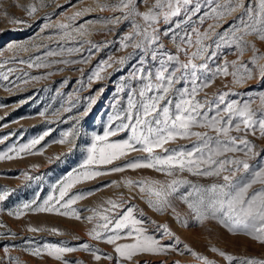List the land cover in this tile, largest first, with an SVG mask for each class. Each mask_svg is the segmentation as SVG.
I'll return each mask as SVG.
<instances>
[{
	"label": "rangeland",
	"instance_id": "rangeland-1",
	"mask_svg": "<svg viewBox=\"0 0 264 264\" xmlns=\"http://www.w3.org/2000/svg\"><path fill=\"white\" fill-rule=\"evenodd\" d=\"M136 2L138 9L143 12L155 0ZM197 2L200 8L193 14ZM116 3L118 0H0V154L8 153L14 157L0 160V192H9L8 197L0 202V264H63L62 260L49 256L47 252H42L41 256L31 254V249L43 248L45 244L77 249L64 254L68 264H123L118 261L113 245L106 243L105 239L93 240L88 235L101 222L98 219L89 222L86 217L93 215L89 210L110 199L123 200L124 205L109 215L118 217L128 207H132L136 218L144 221L147 234L157 238L167 248L165 253L159 255L142 254L134 257V264H204L198 257H207L214 264H241L244 258L264 259V244L257 240L244 234H233L216 220L197 223L191 210L177 198L189 190L187 186L181 187L178 193L170 197L175 212L168 208L160 213L148 205L146 195L141 197L137 186L129 188L124 183L126 179L167 183L173 177L150 168L125 169L119 173L110 171L134 159L146 158L147 153L132 152L111 165L88 166L106 174L73 185L64 200L55 204L60 212H64L66 209L61 205L65 201L74 195L85 194L84 199L67 209L75 210L81 219L57 212L33 210L50 196L58 197L60 188L70 174L84 171L82 165L95 135H102L109 125L116 128L120 124L121 121L115 117L123 115L132 90L138 91L143 84L139 78H132L133 72L141 66L152 72L158 67L159 55L157 60H153L150 55L152 49L146 54L142 49L123 47L124 38L132 32V19H125L121 11H112L111 6ZM32 4L36 5L38 11L29 16L27 7ZM105 4L109 7L102 10ZM212 6L214 0L211 5L208 0H193V3L186 6V11L182 9L180 15L173 17L169 23L165 24L161 20L158 28L164 48L160 53L177 55L181 61L187 62L196 48L182 43L185 34L191 35L195 41L193 29L205 32L209 31V25H216L210 31V39L205 41L209 45L205 54L209 69L214 71L222 67L225 61L229 64L235 61L238 65L247 64L254 78L237 84L232 75H217L214 83L199 92L196 98L213 101L218 94L228 93L225 103L236 101L242 105L251 101L252 108L258 110L261 108L259 97L264 94V77L259 67L251 61L254 55L264 54V41L255 35L247 36L245 39L249 45L241 55L234 45L219 40V34L238 23L237 18L241 12L217 24L206 15L211 12ZM78 12L81 15L76 16ZM201 17L204 18L203 23ZM13 18L23 23H13ZM117 19L119 22H109ZM136 20L144 23L139 17ZM59 24L69 27L60 29ZM65 31L71 34V38L64 36ZM165 31H168V35H164ZM172 36H175V40L170 38ZM127 43L131 44L132 41ZM216 43L221 44L219 49ZM252 44H255L258 52L253 50ZM181 49H187L188 54L185 55ZM49 52L55 55L49 56ZM121 58H125L123 64L118 62ZM195 62L200 64L204 60L197 59ZM37 64H47L48 67H36ZM259 64L264 65V59ZM97 71L100 79L94 78ZM232 71L229 67V73ZM205 75L201 73V79ZM4 76L8 79H3ZM90 77L93 78L90 80ZM183 87L190 88L191 85L188 81L175 85L177 89ZM171 95L175 97V91ZM90 98H94L95 103L88 110ZM175 102L173 98V104ZM194 130L207 131L204 128ZM66 133L70 135L65 136ZM232 135L242 134L233 131ZM128 136L130 132H120L110 137V141H121ZM38 139L39 143L19 155L10 151ZM61 139L65 143H58ZM247 139L255 146L254 151L258 154L250 158L249 163L253 168L264 166V138L257 132L256 135L249 134ZM195 143V138L179 139L166 147L191 149ZM157 154L165 153L157 149ZM229 155L245 158L242 152ZM241 175L247 174H238V178ZM175 178L205 186L222 182L215 177L193 176L187 172L177 173ZM260 187V184H256L252 191ZM26 203L31 208L24 209V214L19 218L9 214L15 213ZM51 203H55V200ZM182 220H187V226ZM162 225H167L174 236L164 235L163 228L158 227ZM31 228L40 231L33 232ZM125 242L130 241H118ZM84 244L90 246L88 251L83 249ZM213 248L235 259L229 262L219 252L213 251ZM93 253L100 255L101 259L97 261ZM109 255L113 257L112 260L105 258Z\"/></svg>",
	"mask_w": 264,
	"mask_h": 264
},
{
	"label": "snow or ice",
	"instance_id": "snow-or-ice-1",
	"mask_svg": "<svg viewBox=\"0 0 264 264\" xmlns=\"http://www.w3.org/2000/svg\"><path fill=\"white\" fill-rule=\"evenodd\" d=\"M140 2L145 3L146 0H140ZM191 3L193 0H155V3L143 12L138 9L136 0H118V3L111 6L112 11H121L124 13L125 19H132V32L124 38L123 47L142 49L146 54L152 49L150 55L153 60H157L159 55L158 67L155 72L146 71L143 66L133 72L132 78H139L143 84L138 91L132 90L123 115L115 117L116 120L121 121L120 124L116 128L109 125L108 130L104 131L102 135L93 137L91 146L88 148L87 159L82 165L84 171L77 172L75 175L70 174L67 182L63 183L60 188L59 196H50L43 204L37 205L33 209L34 211L57 212L65 216L72 215L77 220L81 219L75 210L67 211V209L78 200L84 199L85 194L74 195L65 201L61 205L66 209L64 212H60L55 204L64 200L73 185L106 174L88 166L111 165L114 161L126 157L132 152H142L148 154L146 158L134 159L124 166L113 167L110 171L119 173L125 169L150 168L173 177L167 183L156 180L133 181L126 179L124 181L129 188L137 186L141 197L146 195L148 205L155 211L164 213L168 208H172L175 212L170 197L178 193L181 187L187 186L189 190L181 193L177 198L187 205L194 214L197 223L216 220L229 232L247 235L264 244V166L253 168L249 163V159L258 154L254 151L255 146L247 139L249 134L256 135L257 132L260 137L264 138V94L259 97L261 108L258 110L252 108L251 101L242 105L236 101L225 103L228 93L218 94L213 101L207 99L201 101L196 98L199 92L214 83L217 75H232L235 83L243 84L254 78L252 69L248 68L247 64L238 65L235 61L231 64L225 61L222 67H217L214 71L209 69L208 60L205 57L209 45L205 44V41L210 39V31L214 30L216 25H209V31L205 32L193 29L195 41L191 35L185 34L182 43L196 48L187 62L181 61L177 55L167 52L160 53V50L164 48L158 28L161 20L165 24L169 23L173 17L180 15L182 9L186 11V6ZM208 3L213 4V0H208ZM108 7L109 5L105 4L102 6V10ZM199 8L200 4L197 2L193 14L199 11ZM37 11L35 4L27 7L29 16H33ZM238 11L241 12L237 18L238 23L230 26V30L226 29L224 33L219 34V40L230 46L234 45L243 55L249 45V41L245 39L247 36L255 35L259 40L264 41V0H214L211 12L206 15L219 24L226 17ZM79 15L81 13H76V16ZM136 17H139L144 23H139ZM74 18L72 17V19ZM203 20L204 18L201 17V23ZM12 22L23 23L15 18ZM109 22H119V20ZM58 27L67 29L69 26L59 24ZM77 31L80 30L77 29ZM164 35H168V31H165ZM64 36L71 38V34L67 31L64 32ZM137 37L140 39H136ZM170 38L175 40V36ZM127 41H132V43L129 44ZM153 45L155 48H152ZM220 47L221 44L216 43V48ZM251 47L254 51H259L255 44H252ZM181 50L185 52V55L188 54L187 49ZM69 51H78V49H69ZM48 55H55V53L49 52ZM197 59L204 60V63L197 64L195 62ZM261 59H264V54L254 55L251 63L259 67L261 76L264 77V65L259 64ZM124 61L125 58H121L118 62L123 64ZM65 63L67 62L65 61ZM107 66L111 67V64ZM36 67H48V65L37 64ZM229 67L233 69L231 73H229ZM201 73L207 75L201 79ZM94 78H101L99 71L94 74ZM3 79L7 80L8 77L4 76ZM183 81H188L191 87L175 88L176 84ZM173 91H175V97L171 95ZM173 98L176 100L174 104ZM93 103H95L94 98H90L88 110ZM222 104L223 108H221ZM85 114H87V110ZM196 128H204L207 131H195ZM233 131L242 135H232ZM120 132H130V136L121 141H110V137H114ZM210 133H214V135ZM67 135L70 133L65 134V136ZM191 138L196 140L191 149L183 147L169 149L166 147L169 143L179 139ZM39 139H43V137ZM39 139L10 151H15L19 155L20 152L34 147L39 143ZM58 143L63 144L65 140L61 139ZM157 149L162 150L165 154H157ZM237 152H242L245 158L229 155ZM13 158L8 153L0 154V160ZM184 172L193 176L215 177L222 182L205 186L187 179L175 178L177 173ZM241 173L247 175H241L238 178V174ZM256 184H260L261 187L252 191ZM8 195L7 191L0 192V202H3ZM53 200L55 203H51ZM123 205V200L110 199L104 204L98 205L97 208L90 209L89 211H92L93 215L86 219L89 222L94 219L101 222L97 223L88 232V235L93 240L105 239L106 243L113 245L118 261L123 264H134V257L142 254L165 253L167 248L157 238L147 234V229L143 226L144 221L136 218L132 207H128L118 217L109 215L122 208ZM30 208L31 205L26 203L15 213L10 212L9 214H14L19 218L24 214V209ZM177 218L179 219V214H177ZM181 222L187 226V220ZM158 227L163 228L164 235L174 236L167 225ZM30 230L40 231L37 228ZM105 233H107L106 236ZM121 240L130 242L118 243ZM176 242H180L178 237H176ZM82 247L85 251L90 248L88 244H84ZM76 250L72 247L45 244L43 248L37 247L30 251L34 256H41L42 252H47L49 256L62 260L63 264H68V261L64 260V254ZM212 250L219 252V255L226 257L229 262L235 259L219 249L213 248ZM96 251L99 252V249ZM93 255L97 261L101 259L100 255L95 253ZM193 255L197 254L193 253ZM105 258L113 259L111 255ZM198 258L202 259L204 264H214L207 257ZM78 264H82V262H78ZM241 264H264V259L244 258Z\"/></svg>",
	"mask_w": 264,
	"mask_h": 264
}]
</instances>
